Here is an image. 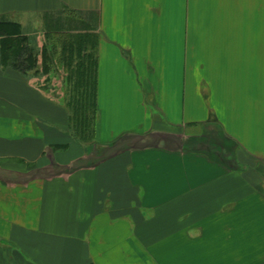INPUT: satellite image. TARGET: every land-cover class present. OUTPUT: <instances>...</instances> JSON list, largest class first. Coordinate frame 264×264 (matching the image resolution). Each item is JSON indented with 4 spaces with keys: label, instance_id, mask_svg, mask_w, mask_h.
<instances>
[{
    "label": "crops",
    "instance_id": "crops-1",
    "mask_svg": "<svg viewBox=\"0 0 264 264\" xmlns=\"http://www.w3.org/2000/svg\"><path fill=\"white\" fill-rule=\"evenodd\" d=\"M0 18L37 57L4 64L0 37V264H264V0H0ZM78 34L89 144L67 106Z\"/></svg>",
    "mask_w": 264,
    "mask_h": 264
},
{
    "label": "trees",
    "instance_id": "trees-1",
    "mask_svg": "<svg viewBox=\"0 0 264 264\" xmlns=\"http://www.w3.org/2000/svg\"><path fill=\"white\" fill-rule=\"evenodd\" d=\"M52 24H61L52 20ZM2 39V62L14 69L27 72L37 65V57L28 45V37L22 34L20 23L0 18ZM64 45L65 63L70 69L67 106L70 110L71 128L74 136L83 143H93L96 138L97 103V59L94 35H69ZM48 55L45 54L47 63ZM203 149L216 154V158L226 160L221 147L224 144L205 143ZM213 147V148H212ZM236 166V162H232Z\"/></svg>",
    "mask_w": 264,
    "mask_h": 264
},
{
    "label": "rangeland",
    "instance_id": "rangeland-1",
    "mask_svg": "<svg viewBox=\"0 0 264 264\" xmlns=\"http://www.w3.org/2000/svg\"><path fill=\"white\" fill-rule=\"evenodd\" d=\"M213 148V147H212Z\"/></svg>",
    "mask_w": 264,
    "mask_h": 264
}]
</instances>
